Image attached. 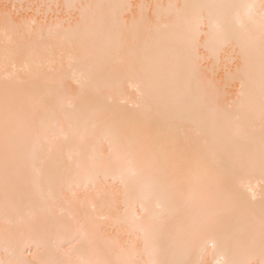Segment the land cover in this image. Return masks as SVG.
I'll return each mask as SVG.
<instances>
[{"label":"bare ground","instance_id":"obj_1","mask_svg":"<svg viewBox=\"0 0 264 264\" xmlns=\"http://www.w3.org/2000/svg\"><path fill=\"white\" fill-rule=\"evenodd\" d=\"M262 16L0 0V264H264Z\"/></svg>","mask_w":264,"mask_h":264},{"label":"snow or ice","instance_id":"obj_2","mask_svg":"<svg viewBox=\"0 0 264 264\" xmlns=\"http://www.w3.org/2000/svg\"><path fill=\"white\" fill-rule=\"evenodd\" d=\"M217 7L227 10V12L222 16V18L210 20V22L214 23L215 26L219 29L221 34L227 35L233 23L239 24L241 27L245 26L244 19L241 16V10H244V15L248 16L249 19H251L250 11L248 10L252 8V5L224 4L218 5ZM260 26L262 31H264V16L261 17Z\"/></svg>","mask_w":264,"mask_h":264}]
</instances>
